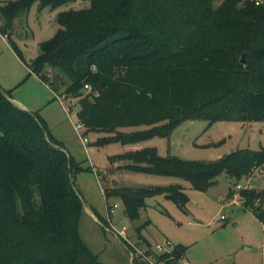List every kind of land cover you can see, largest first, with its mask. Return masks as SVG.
<instances>
[{"label":"trees","instance_id":"trees-1","mask_svg":"<svg viewBox=\"0 0 264 264\" xmlns=\"http://www.w3.org/2000/svg\"><path fill=\"white\" fill-rule=\"evenodd\" d=\"M74 1L0 0V34L30 75L76 100L77 122L102 135L94 146L168 139L189 121L207 127L264 121V4L88 0L86 8L58 14L55 36L27 62L12 38L18 20L35 4L56 10ZM11 94L0 86V264H101L78 230L83 202L73 173L82 168L40 114L16 106ZM130 127L146 128L121 131ZM116 160L126 162L122 170L176 177L206 192L221 175L235 184L247 178L264 163V150L190 161L145 147L110 157ZM104 195L119 197L130 221L151 197L163 196L182 212L188 202L179 185L120 187ZM240 196L263 224L264 240V210L255 205L261 195L243 190ZM180 254L178 246L174 261Z\"/></svg>","mask_w":264,"mask_h":264},{"label":"rangeland","instance_id":"rangeland-1","mask_svg":"<svg viewBox=\"0 0 264 264\" xmlns=\"http://www.w3.org/2000/svg\"><path fill=\"white\" fill-rule=\"evenodd\" d=\"M219 2L220 0H216L215 5H218ZM88 5V0H76L56 10L46 8L40 11L38 4H35L26 16H22L18 20V25L12 36L20 47L24 59L29 62L32 58L37 57L39 44L55 36L60 28L57 21L59 13L70 9H83ZM7 48H11V43L5 42L0 34V83L7 89H16L14 95H19L24 101L41 102L46 97V92L38 90L32 83L26 81L25 68L23 70L18 64L17 55L13 50L8 52ZM65 101L68 106H71L69 107L70 119H67L65 115L55 116V111L50 107L45 108V111L52 113L49 118V127L52 133L54 135L56 132L58 133L57 139L64 142L69 156L82 168L81 171L73 173L74 187L83 202V212L78 223V230L83 241L97 255L99 263L147 264L145 262H130L128 245L122 239L116 238L110 231L111 227L108 222L110 220L113 227L119 229L124 226L126 228V237L131 244H136L139 230V233L146 235L147 240L153 246L161 243L164 239L176 245L172 237L184 240L189 246L191 245L187 251L202 263L262 264V228L259 223L253 221L252 209L248 208L242 213L240 209L234 207L221 208L216 200L217 194L224 195L234 185L232 179L221 175L206 193H201L192 189L187 181L176 177L142 174L120 168L118 171L112 172L111 175L109 174L108 177L105 172L110 168V157L115 155L116 151H121L123 147L119 143L94 146L93 143L97 136L89 133L87 135V139L90 141L89 156L91 162L98 169H95L98 175L95 177L87 169V155L80 147L78 135L73 128V123H77V102L70 98ZM205 126L206 123L200 121H195L192 126L189 122H184L173 130L168 139L155 137L151 142L157 147L158 155L162 157L172 155L190 161L212 160L217 153H230L236 149L264 150V124L253 135L247 133L242 135L239 127L228 130V135L231 136L230 138L226 137L224 142L218 141L223 140L222 134H204ZM145 128L130 127L121 129V131L129 133ZM150 140L143 142L148 145ZM213 140L216 143H213ZM143 142L139 144L142 145ZM139 144L133 146H140ZM202 144L213 148L197 147ZM142 148L145 147L140 146L137 149ZM117 162L122 165L126 163L119 160ZM244 182L245 180H243ZM159 183L163 186L167 183V186L179 185L186 188V194L190 197L188 209L182 212L172 201L166 200L163 196H155L146 199L145 206L139 209L138 219L130 221L124 216L120 198L117 196L105 197L104 195L105 191L114 188H148L157 187ZM250 183L255 191L262 196V200L256 201L255 205L264 210V171H258ZM183 191L185 192L184 189ZM113 205H117L118 208L109 218L108 208ZM86 208L95 212L97 220L88 214ZM188 223L192 227H189ZM192 240L196 241L195 244H191ZM245 240L247 246H245ZM140 243H143L142 239ZM247 247L252 251H246ZM182 262L179 261L178 264H182Z\"/></svg>","mask_w":264,"mask_h":264},{"label":"crops","instance_id":"crops-1","mask_svg":"<svg viewBox=\"0 0 264 264\" xmlns=\"http://www.w3.org/2000/svg\"><path fill=\"white\" fill-rule=\"evenodd\" d=\"M2 37H3V40L5 42H7V39L4 36H2ZM7 51L8 52H12V49L11 48H7ZM32 59H34V58H32ZM16 60H17L18 64L23 68V70L25 68V74H26V78L25 79H26V81L28 80L29 83H32L38 90L45 91L46 92V97L41 102H37V101H34V102L24 101L19 95H16V96L14 95V91L16 89L15 90L14 89H7V88H5L0 83V86L4 90L12 91V94H11V96H12V102L16 106H18L19 108H21L23 110H27V111H30V112H37V113H39L40 116L45 120V122H46V124H47V126H48L49 129H50V127H49V125H50L49 118H50V116H52V113H50L49 111L46 112L45 111L46 110L45 108L50 107L51 109H53L55 111V113H56L55 116H58V115L63 116V115H65V117L68 119L67 114L65 113L64 107L56 99V92L48 84H46L45 82H43L42 80H40L36 75H30L29 72H28V67L20 59H18V57H17ZM62 111L64 112V114H63ZM69 119H70V117H69ZM194 122L195 121H189V123H190L191 126L194 125ZM263 124H264V121H262V122H246V123H243V122H216V123H214L213 125H211L209 127H207V124H206V126L204 128V134H216V133L222 134V139L223 140H218V141L224 142L226 140V137L227 138H230V136H231V135H228V133H229L228 130L234 129L235 127H239L242 135H246V133L248 135H250V134L253 135V134L256 133V131L259 129V127L262 126ZM50 131L52 133V130L51 129H50ZM220 132H222V133H220ZM88 134L89 133H86L85 132V136L86 137H87ZM93 134H95V136H97V138H100L101 137V134H99V133H93ZM52 135H53V137L57 141L61 142L63 144V146H64V142L61 139H57L59 137L57 132H56V135H54L53 133H52ZM152 140L153 139H151L150 142ZM150 142H149L148 145H145L144 142H143L142 145L141 144H139V145L141 147H154V148H157L155 145H152V142L151 143ZM213 143H216V142L213 140ZM79 144H80V142H79ZM89 144H90V141L88 140V145ZM88 145H87V148H86L87 151L85 152V154L87 155L88 169L92 173V169L93 168L96 169V170H98V169L91 162V159H90V156H89L90 150H89ZM140 146H136L135 147V146H127V145L126 146H123L122 145L123 148L121 149V151L120 150H119L120 152L119 151L118 152L116 151L115 155H120V154H124L126 152H129L131 150H136ZM80 147H82L81 144H80ZM197 147H203V148H207V149L208 148H213L212 146L211 147L210 146L208 147L207 144L197 145ZM246 149L255 150L253 148H246ZM83 150H84V148H83ZM236 150H240V149H236ZM64 151L69 155V153L66 151L65 147H64ZM231 152H233V151H231ZM226 154H229V153H225V154L224 153L223 154L222 153H217L215 155L214 159L208 160V161L217 160V159L221 158L222 156H224ZM115 155H113V156H115ZM121 165L122 164L118 163L117 160L114 161V162H110V168L109 169H106V172H105L106 175L109 177V174L111 175L112 172L118 171V169H119V167ZM243 180L246 181V178L243 179ZM243 180L240 181V183H243ZM166 184L167 183H165V186H167ZM161 185L162 184L159 183L157 186H161ZM234 185H235V183H234ZM234 185L231 188H229V190L224 195L223 194H217L216 195V200L220 204V207L221 208L234 207L236 209H240L242 211V213H243L245 211V209H243L242 207H240L237 204L233 203V200H234L233 199L234 198L233 196H234V194L236 192L234 190ZM250 185H251V183H250ZM151 186H155V185H151ZM180 187L185 190V194H186V188H184L182 186H180ZM251 188H252L251 190H254L255 191V189L253 188L252 185H251ZM206 192H201V193H206ZM187 197H188V195H187ZM260 199L262 200V196H261ZM236 201H240V199H236ZM189 202H190V197H188V202L186 204L185 210L188 209L187 206L189 205ZM86 210H87L88 214L91 217H93L94 219H96L95 212L92 209L86 208ZM252 217L254 219V220L252 219L254 222L256 221L257 223H259L261 225V228H262V239H263V224L259 220H257L253 215H252ZM188 226L189 227H192V225L190 223H188ZM81 239L83 240L82 236H81ZM141 239H142L143 243H140L141 242ZM172 240H174V243L176 244L175 245L176 247L179 246V247H181L183 249L182 257L179 258L178 260L174 261L173 264H178L179 261H183L182 264H206V263H202V261H199V260L195 259V257H193V254L191 252H188L187 251V249H189L191 245L189 246L188 243H185L184 240L179 239V238H173V237H172ZM191 242H193V240ZM195 242L196 241L194 240V242L191 243V244H195ZM245 242H246V240H245ZM85 244L87 245V243H85ZM245 244H246L245 246H247V242ZM134 245H137L143 251L150 250L153 247V244L147 240L146 235L144 236L142 233H139V230H138L137 241H136V244H134ZM88 248H89V246H88ZM89 250L92 253H94V251L91 248H89ZM245 250L246 251H252V249H250L248 247ZM186 251H187V253H186ZM128 255H129V253H128ZM129 259H130V257H129ZM130 262L131 263H134L135 261L133 262V261L130 260ZM137 263H141V262L139 261ZM262 264H264V240H263V245H262Z\"/></svg>","mask_w":264,"mask_h":264},{"label":"built area","instance_id":"built-area-1","mask_svg":"<svg viewBox=\"0 0 264 264\" xmlns=\"http://www.w3.org/2000/svg\"><path fill=\"white\" fill-rule=\"evenodd\" d=\"M256 5L264 4V0H254ZM6 38V36H4ZM7 39V38H6ZM86 90H89L90 88L88 86H84ZM56 99L61 103V105L64 107L65 113L67 114V117L69 118L70 113V105L68 106L65 98L63 95L56 94ZM74 131L78 135V140L81 144V146L84 148L85 152L87 151V145H88V139L85 136L86 128L83 124L77 122L76 124H73ZM264 171V163L260 166H257L253 168V170L250 172V174L247 176L246 181L244 183H236L234 185V190L236 191L234 194V200L233 203L237 204L238 206L242 207L243 209L247 210L248 207L244 205V199H242L239 195L240 192L243 190H251L250 180L254 178L255 174L260 171ZM93 175L95 177H98L97 171L93 168L92 169ZM236 199H240V201H236ZM117 205H113L112 207L108 208V214L109 218L112 214L115 213V210L117 209ZM223 219V217H222ZM109 225L111 227L110 231L114 234L116 238L122 239L125 241V243L128 245V253L131 261L136 262H145L147 264H173L174 262V253L176 250V246L173 245L169 240L164 239L161 243L155 244L152 249L143 251L140 247L137 245L131 244L126 237V228L122 226L121 228L117 229L112 226L110 223V220H108ZM182 257V254H180L179 258Z\"/></svg>","mask_w":264,"mask_h":264},{"label":"water","instance_id":"water-1","mask_svg":"<svg viewBox=\"0 0 264 264\" xmlns=\"http://www.w3.org/2000/svg\"><path fill=\"white\" fill-rule=\"evenodd\" d=\"M245 62H246V60H245V55L243 54V55L241 56L240 63H241V64H245Z\"/></svg>","mask_w":264,"mask_h":264}]
</instances>
